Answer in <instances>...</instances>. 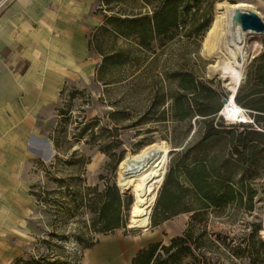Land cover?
Masks as SVG:
<instances>
[{"label":"rangeland","instance_id":"rangeland-1","mask_svg":"<svg viewBox=\"0 0 264 264\" xmlns=\"http://www.w3.org/2000/svg\"><path fill=\"white\" fill-rule=\"evenodd\" d=\"M219 1L264 8V0L91 1L89 14L103 21L88 27L85 64L62 72L53 106L40 112L35 138L16 135L17 142L0 150V264H131L137 251L149 243L168 244L189 228L190 252L179 255L176 264H264V249L256 263L247 253L255 226L256 236L264 240V138L251 135L249 149L239 147V158L230 153L227 135L228 130L237 134L247 126L264 134V118L254 120L250 115L252 123H226L218 115L226 127L202 142L201 131L191 136L201 130L200 124L174 116L175 96L187 101L194 97L192 89L184 88L187 76L201 93L212 94L213 106L219 98V108L223 107V98L229 95L211 67L217 59L204 51ZM161 9L170 16L174 13L176 21L164 33L156 32L150 20ZM246 43L244 74L259 52L264 90V32L248 33ZM110 55L113 58L106 59ZM259 104L264 108V96ZM152 143L164 145L169 160L140 199L148 198L154 188L153 196L139 209L134 195L139 184L118 185L119 159ZM49 144L53 152L47 160L44 149ZM183 146L189 149L188 159L209 154L216 164L224 161L221 174L231 178L242 195L240 202L205 211L191 226L190 212L164 219L157 205L169 168L174 170L173 178L181 179L178 165L182 157L188 161L181 154ZM107 184L119 190L123 224L104 232L98 229L100 221L88 199ZM172 191L174 186L169 185ZM79 193L81 198L72 199ZM189 193L186 205L191 204L186 201ZM132 201L134 209L144 213L142 228L126 227ZM153 220L158 224L153 225Z\"/></svg>","mask_w":264,"mask_h":264},{"label":"crops","instance_id":"crops-1","mask_svg":"<svg viewBox=\"0 0 264 264\" xmlns=\"http://www.w3.org/2000/svg\"><path fill=\"white\" fill-rule=\"evenodd\" d=\"M91 1L6 0L0 8V150L17 142L16 135L35 138L40 112L53 106L62 72L85 64L88 27L103 21L89 14ZM248 4L264 19V8ZM258 53L235 96V102L257 119L264 118L259 104L264 96L263 64ZM192 95L193 104L202 101L196 98L200 96L198 85ZM219 105L218 98L216 110Z\"/></svg>","mask_w":264,"mask_h":264},{"label":"trees","instance_id":"trees-1","mask_svg":"<svg viewBox=\"0 0 264 264\" xmlns=\"http://www.w3.org/2000/svg\"><path fill=\"white\" fill-rule=\"evenodd\" d=\"M132 19V21L135 20V18ZM107 20L111 19L108 17ZM150 20L158 33H164L176 22L175 14L173 13L170 16L166 9L155 10ZM131 32L140 33L141 30L133 29ZM110 58H113V55L108 56L106 59ZM187 81L188 84L184 87L185 89H196V84L191 77L187 76ZM201 92L202 89L200 90V96H196L197 99H202L201 102L196 100V103L193 104L192 101H187L183 96L178 95L174 97L173 107L175 109L174 116L179 121L193 119L200 124L199 127H201V130H195L191 136L201 131L200 140L205 142L210 137L220 135L223 132L221 128L226 126L222 120L217 119L220 108L218 107L216 110L215 105L213 106L211 104L210 98L212 94L208 93V95H204ZM210 114L213 115L207 116ZM197 115L201 117L196 118ZM254 120L259 119L254 118ZM244 129L246 130L237 134H235L234 130L227 131L229 141L232 143V150L230 153L237 155L239 158L241 157L239 147H241L242 151L249 148L248 146L252 141L251 135L264 138V134L257 130H253L248 126L244 127ZM197 148L198 147H196L195 150H197ZM188 151V147L186 148V146H183L181 154L185 155L187 159L189 157V153L187 154ZM122 159L119 160L121 161ZM183 159L182 157V161L178 165L181 179L180 175L173 178L172 174L174 170L169 168L164 178L162 189L157 197V205L160 206L165 213L164 219L168 218V215L177 214L179 212H190L191 221L189 225L191 226L193 220L202 216L205 211L220 208L233 201H241L242 195L238 187L234 186L231 178L225 177L220 172V167L225 163L224 161L220 162V164H216L215 156L209 154L200 156L194 154V156H191L186 162L183 161ZM169 185L174 186V191L169 192ZM186 191L190 192V199L186 200L187 203L191 201L190 205H186L185 202ZM153 194L154 188L148 198L141 200L134 193L138 208H145L143 205L148 202ZM77 196L81 198L79 193L72 199H78ZM88 200L89 207L96 214L97 220L100 221L98 226L100 231L105 232L122 226L121 195L115 184H107L103 191L98 193L94 198H89ZM129 203L130 202H128V204ZM126 217L127 228H142L144 213L139 211L136 206L134 209L133 201L126 211ZM152 222L153 225L158 224V222L154 220ZM256 233L257 227L255 226L252 230L247 248L248 257L252 263L257 262V259L260 258L261 250L264 249V240L257 237ZM192 238L189 228L184 231L183 235L171 237L168 244H163L162 242L149 243L146 247L137 251L131 260V264H176L179 255L190 252L187 243L191 241ZM172 249L176 250L170 252ZM163 254H167V256L163 257Z\"/></svg>","mask_w":264,"mask_h":264},{"label":"bare ground","instance_id":"bare-ground-1","mask_svg":"<svg viewBox=\"0 0 264 264\" xmlns=\"http://www.w3.org/2000/svg\"><path fill=\"white\" fill-rule=\"evenodd\" d=\"M250 7V4L241 1L233 4L217 2L213 26L204 43V51L217 59L211 67L218 72L229 93L228 102L223 104L220 115L230 123L237 120L249 121L243 109L235 102V96L243 81L244 65L248 57L246 35L253 31H243L233 16L237 8ZM168 160L169 150L158 143L147 145L134 154L127 153L118 165V185L128 188L131 184L138 183L135 195L142 198L159 179Z\"/></svg>","mask_w":264,"mask_h":264},{"label":"water","instance_id":"water-1","mask_svg":"<svg viewBox=\"0 0 264 264\" xmlns=\"http://www.w3.org/2000/svg\"><path fill=\"white\" fill-rule=\"evenodd\" d=\"M234 21L238 22L243 31H253L254 33L264 32V19L254 10L237 8L234 13ZM227 98H223V104L227 103ZM173 149L172 151H175ZM53 150L49 144L44 149L45 159H49Z\"/></svg>","mask_w":264,"mask_h":264},{"label":"built area","instance_id":"built-area-1","mask_svg":"<svg viewBox=\"0 0 264 264\" xmlns=\"http://www.w3.org/2000/svg\"><path fill=\"white\" fill-rule=\"evenodd\" d=\"M5 1L6 0H1L0 1V8L3 6V4L5 3ZM225 98H227L228 99V96L226 95L225 96ZM243 109V112L246 114V116H247V118H248V122H240L239 120H237L236 122H238V123H252L253 122V118H251L250 116H249V114H248V112L244 109V108H242ZM219 112H221V111H219ZM224 121L226 122V123H230V122H228V120H226V119H224ZM232 123V122H231ZM233 123H234V121H233Z\"/></svg>","mask_w":264,"mask_h":264}]
</instances>
